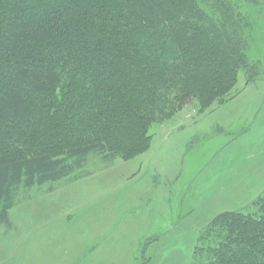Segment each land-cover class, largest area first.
Segmentation results:
<instances>
[{
	"label": "trees",
	"instance_id": "1",
	"mask_svg": "<svg viewBox=\"0 0 264 264\" xmlns=\"http://www.w3.org/2000/svg\"><path fill=\"white\" fill-rule=\"evenodd\" d=\"M236 4L0 0V213L20 187L59 181L91 153L147 150L153 122L221 104L239 71L251 81L252 26ZM191 264H264V189L199 231Z\"/></svg>",
	"mask_w": 264,
	"mask_h": 264
},
{
	"label": "rangeland",
	"instance_id": "2",
	"mask_svg": "<svg viewBox=\"0 0 264 264\" xmlns=\"http://www.w3.org/2000/svg\"><path fill=\"white\" fill-rule=\"evenodd\" d=\"M236 5L252 26L251 81L239 71L221 104L153 122L132 158L91 153L59 181L20 187L0 213V264H138L146 242L147 264H191L215 215L251 206L264 186V9Z\"/></svg>",
	"mask_w": 264,
	"mask_h": 264
},
{
	"label": "crops",
	"instance_id": "3",
	"mask_svg": "<svg viewBox=\"0 0 264 264\" xmlns=\"http://www.w3.org/2000/svg\"><path fill=\"white\" fill-rule=\"evenodd\" d=\"M263 189H264V186H262V187L259 186L256 190H257V192H258V194H259L260 192H262ZM108 227H109V225H107V224H104V225L102 226V228H103L104 230H106ZM101 233H102L101 231H98L97 233H96L95 231H93V234H91V238H88V239L91 240V239H93V238H95V237H96V239H97Z\"/></svg>",
	"mask_w": 264,
	"mask_h": 264
}]
</instances>
